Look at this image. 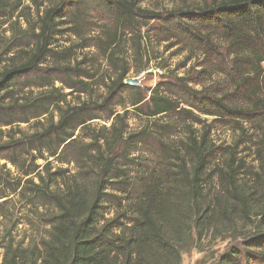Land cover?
Returning a JSON list of instances; mask_svg holds the SVG:
<instances>
[{"label":"trees","instance_id":"16d2710c","mask_svg":"<svg viewBox=\"0 0 264 264\" xmlns=\"http://www.w3.org/2000/svg\"><path fill=\"white\" fill-rule=\"evenodd\" d=\"M29 1L0 0V28L9 34L0 36V264H182L219 225L234 229L254 211L264 221V0H181L169 13L146 8L148 0H91L114 23L99 41L115 70L109 75L99 58L80 56L98 48L86 38L85 10L71 14L80 3ZM163 22L161 44L185 56L154 88H131L118 52L127 31L145 40L147 27ZM65 34L75 40L60 44ZM131 111L144 121L138 132ZM217 126L237 135L230 152L214 143ZM248 128L259 135L260 167L249 188L236 182ZM178 131L185 139L174 144ZM153 137L166 161L152 172L135 155ZM12 196L30 208L26 221ZM20 226L43 229L19 236ZM239 245L215 264H264V232Z\"/></svg>","mask_w":264,"mask_h":264},{"label":"rangeland","instance_id":"374dc122","mask_svg":"<svg viewBox=\"0 0 264 264\" xmlns=\"http://www.w3.org/2000/svg\"><path fill=\"white\" fill-rule=\"evenodd\" d=\"M44 3V6H51L52 3L56 2L57 0H40ZM72 2L80 3V6H72L71 14L73 12H81L85 10L86 16L84 17V20L86 21V30L85 33L87 34V39L90 41V43L98 48H91L90 50L87 49L85 52L80 54V56H88V58L94 60L98 59L100 60L102 66H103V72L106 75L114 74L115 70L110 67L105 61L106 59L103 58L102 52L99 48V41H102L103 39V32L106 30H112L113 22H112V16L108 15L107 12L104 9H100L97 7V4L91 0H70ZM195 1V0H192ZM27 4H30V1L27 0ZM145 7L149 8L150 10H153L155 12H163V13H169L171 10H174L182 5L181 0H148L145 3ZM63 22H68V20H64ZM105 22V23H104ZM8 26H5L3 28H0V36H6L9 37V34H3V32L6 30ZM72 26H66L62 27L60 30H68ZM166 25L163 23H156V24H150L147 27V31H149V34L146 35L145 40H140L136 37L134 34H130V32L127 31V35L125 39L123 40L122 48L118 50L120 53L119 59L126 60L130 67V73L127 76V80H133L138 82V84L130 85L131 88H141L143 91H146L150 88H154L155 84L158 81V77L160 75L166 74L169 71L172 72L175 68L178 67V65L182 62L185 55H178L179 49L173 48L168 49L169 46L172 44L170 43H162L161 41L164 40L165 35L163 28H165ZM89 31V32H87ZM75 40L74 37H70L69 34L63 35L59 42L62 44L65 40L68 39ZM0 39H3L2 37ZM138 43H141L143 54H140V49L138 46ZM140 55L143 56L141 61H136V56ZM156 58H159L158 61H156ZM157 64H160L161 66L167 67V69H160ZM146 66V71L143 72V68ZM147 66H149L147 68ZM51 68H53L51 66ZM264 68V65H263ZM184 71H180L177 75L179 77L183 76ZM45 75V74H42ZM31 76V78H33ZM43 77H41L42 79ZM60 78H63V76L58 75L55 77L57 81H59ZM39 83V81H36ZM127 84V83H126ZM58 86L60 84L58 83ZM33 90L38 92L37 88H33ZM28 92V90H25ZM104 94V93H103ZM119 96V95H118ZM124 100H127L129 98V95L127 93H123ZM117 110H120V107L116 106ZM134 111H131V121H129L130 130L131 132H138L142 129V122L143 119L138 115V113H134ZM168 121V120H166ZM97 125H104L101 122H98ZM21 128L23 130L31 132L35 130L37 127L35 126L32 128L29 125H23ZM39 129H42V124ZM174 141V144L177 142H180V140H184L185 136L182 131H178V133L172 138ZM214 143L218 147H222L223 152L225 153V150H229L227 152H230L231 146L234 145L235 141H239L237 135H234L231 130L222 128L220 126L215 127V131L213 133L212 137ZM245 140H249L251 142L247 143L246 145H243L237 149L238 157L237 161L238 163H242V168L239 173H241L237 179L236 182H239L241 185H247L249 188L251 183V175L256 174L259 172L260 167L257 160V144L259 142V135L254 134L253 131L248 128L247 129V136L243 138L241 142H244ZM159 140L157 138H151L149 144H147L145 147L140 149L139 154L135 157H137L136 163L147 165L149 167L144 168L146 171H154L153 169H156L159 165L163 163V161H166L165 156V150L163 149L162 145L158 142ZM163 142H169L167 138H164ZM227 158L225 156H222L220 160L218 161V164L221 165L225 162ZM4 158L1 159V164H5ZM39 165L44 164L43 160L38 161ZM8 168L12 169L11 166H8ZM136 165L132 167L131 175L134 178H139V174L136 173ZM73 171H75V166H72ZM13 173H15V169L12 170ZM247 173V174H245ZM245 174V175H244ZM213 180H210L211 182V192L212 195L217 194L220 191V180L217 178L212 177ZM139 183V182H138ZM137 183V184H138ZM225 184H227L225 180ZM137 189V187H136ZM261 192V189H259ZM13 201L17 202V207L20 208L19 211H22V214L18 213L19 218L26 221V215L31 216L30 208H24L25 203L23 205H20L18 200L19 198L16 196L11 197ZM117 206L116 204H113L109 206V210L107 211L106 218H111L113 216V213L115 211L114 207ZM23 208V209H22ZM42 211V210H40ZM34 212V210H33ZM259 211H254V215L252 217V220L249 222H242L241 217H238V224L235 225L234 229H229V227L224 226H218L212 231L205 233L198 242H195L192 247H189L188 251L183 255V263L182 264H215L218 258L224 253V251L230 247V246H236L242 245V242L246 238H251L253 235L258 234L260 232H264V221L260 217ZM36 213L34 212L33 215ZM258 214V216H257ZM43 228H33L30 226H20L19 230L17 231L19 236H23L28 231V236H32L37 234L38 231L42 230Z\"/></svg>","mask_w":264,"mask_h":264},{"label":"water","instance_id":"95a60500","mask_svg":"<svg viewBox=\"0 0 264 264\" xmlns=\"http://www.w3.org/2000/svg\"><path fill=\"white\" fill-rule=\"evenodd\" d=\"M126 83L129 85L138 84V82L133 81V80H128Z\"/></svg>","mask_w":264,"mask_h":264}]
</instances>
